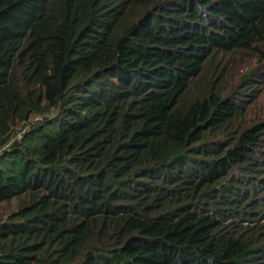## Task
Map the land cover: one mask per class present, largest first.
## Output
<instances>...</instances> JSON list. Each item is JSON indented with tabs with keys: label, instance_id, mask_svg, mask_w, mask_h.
I'll list each match as a JSON object with an SVG mask.
<instances>
[{
	"label": "trees",
	"instance_id": "trees-1",
	"mask_svg": "<svg viewBox=\"0 0 264 264\" xmlns=\"http://www.w3.org/2000/svg\"><path fill=\"white\" fill-rule=\"evenodd\" d=\"M259 84L264 0H0V264H264Z\"/></svg>",
	"mask_w": 264,
	"mask_h": 264
},
{
	"label": "rangeland",
	"instance_id": "rangeland-1",
	"mask_svg": "<svg viewBox=\"0 0 264 264\" xmlns=\"http://www.w3.org/2000/svg\"><path fill=\"white\" fill-rule=\"evenodd\" d=\"M257 70V62L254 58L252 57H247V56H233L230 58L229 63L225 67V72H224V79L222 78H217V81L215 82L214 86L216 88L218 87H228L235 81H237L241 76H243L247 71L250 70ZM221 70V65L218 67L217 74L220 73ZM261 71H257V78L259 80L258 74H260ZM260 89L262 90L257 92V95L259 96L256 105H250L249 108H251L252 115L254 113H257V111L261 108H264V86H261V84L258 85ZM196 90L195 87H192L189 93L186 95V98H190L192 95V92ZM22 136L23 133L17 134V136ZM16 136V137H17Z\"/></svg>",
	"mask_w": 264,
	"mask_h": 264
}]
</instances>
